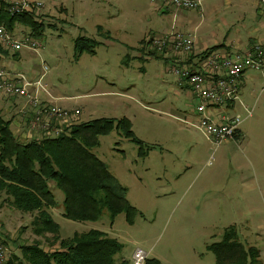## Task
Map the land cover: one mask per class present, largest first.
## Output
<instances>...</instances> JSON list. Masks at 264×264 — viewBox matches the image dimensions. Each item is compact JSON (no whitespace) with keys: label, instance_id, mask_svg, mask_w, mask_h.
I'll return each mask as SVG.
<instances>
[{"label":"rangeland","instance_id":"374dc122","mask_svg":"<svg viewBox=\"0 0 264 264\" xmlns=\"http://www.w3.org/2000/svg\"><path fill=\"white\" fill-rule=\"evenodd\" d=\"M50 1L58 2L44 0L47 5ZM61 1L67 10L57 5L53 14H42L45 24L50 25L46 24L40 36L32 37L38 49L23 46L9 54L12 59L20 55L18 70L25 78L37 80L42 66H47L41 82L47 86L48 100L32 85L22 97L0 90L7 99L19 101L9 110V101L2 103L1 99L0 115L9 120L13 134L26 141L51 135L63 122L43 114L54 120L45 128H41V122L31 127L35 95L40 105L79 109L73 123L125 116L133 135L143 141L144 154L138 155V144L116 130L101 135L92 151L126 187V197L135 207L132 221L126 219L125 212L111 219L106 210L96 221L71 220L62 215L59 206L50 209L60 226L59 235L67 237L89 229L104 231L122 244L115 255L116 264H121V259H125L123 264H132L136 248L163 264H213L209 243L219 240L223 230L234 225L243 242L259 249L264 264V79L239 81L243 107L233 111L223 105L221 109L230 115L237 111L246 132L241 139L215 146L200 129L181 121L192 119L197 98L178 84L179 76L171 71L175 65L172 60L159 54L172 50L170 43L162 51L152 44L153 38L166 36L157 30L166 22L162 2ZM222 2H201L205 16L200 35H210L205 27H214L228 14H224ZM194 12L198 20L200 12ZM22 29L26 34L19 30L14 37L24 41L29 29ZM107 34L111 37L106 38ZM80 35L99 42L95 53L78 55L74 40ZM54 194L61 203V191L56 189ZM3 197L0 194V244L6 259L11 260L9 264H18L15 256L20 255L22 244L39 242L46 249L57 247V243L45 240L50 234L41 236L32 231L35 212L19 211Z\"/></svg>","mask_w":264,"mask_h":264},{"label":"trees","instance_id":"16d2710c","mask_svg":"<svg viewBox=\"0 0 264 264\" xmlns=\"http://www.w3.org/2000/svg\"><path fill=\"white\" fill-rule=\"evenodd\" d=\"M46 24L42 14L34 10L11 13L6 0H0V26L10 34L17 25H21L29 29L28 37L35 39L43 33ZM105 36L111 37L109 34ZM98 43L84 35L74 40L78 55L95 53ZM7 53L8 49L0 42V54ZM149 53L154 55L157 51ZM203 54L200 52L196 56ZM175 65L179 66L178 63ZM9 124V120L0 115V194L4 196L3 201L15 209L35 212L31 220L32 231L41 236L50 234L45 240L52 245L57 243L53 249H46L39 242L22 244L19 246L20 255L15 256L17 263L116 264L115 255L122 249L116 238L99 229L61 237L60 226L50 209L62 206V215L76 221H96L104 210L111 219L125 212L126 219L132 221L135 207L126 197V187L92 151L99 144L101 135L116 130L138 144V155H143V141L133 135L130 120L125 116L98 117L73 123L58 134L42 135L27 141L18 139ZM56 189L62 193L61 203L55 197ZM208 249L214 255L213 264H262L259 249L243 242L234 225L226 227L219 240L209 243ZM121 260L123 264L125 259ZM6 263H11V260L7 259ZM143 264L163 263L155 257H147Z\"/></svg>","mask_w":264,"mask_h":264},{"label":"built area","instance_id":"2783aa9c","mask_svg":"<svg viewBox=\"0 0 264 264\" xmlns=\"http://www.w3.org/2000/svg\"><path fill=\"white\" fill-rule=\"evenodd\" d=\"M150 1H160L174 9H197L201 7L202 2V0ZM259 1L264 4V0ZM6 2L11 13L31 11L36 7L43 6L42 2L37 0H6ZM0 42L4 47L14 51L19 50L23 46H28L35 51L38 49V43L32 40V38L26 36L24 41L18 40L1 26ZM167 43H170L175 50L190 53L193 48L194 39L192 35L178 31L171 32L170 36L168 33L164 37H155L152 39L153 46H157L159 50ZM201 53H204L200 57L199 64L201 66L183 63L173 67L171 71L179 76V81L184 80L187 83L192 95L198 100L195 107V119H183L181 121L189 126L200 129L215 146H218L236 137L243 118L238 113H232L230 115L222 111H215V109L239 100L238 79L241 73L247 68L260 70L263 67L264 42L254 43L247 49L232 54L219 52L217 49H207ZM46 69L47 66L43 65L41 76L37 80H29L23 74L12 72L0 65V90H3L7 95L22 97L28 94V86L32 85L35 86V90H39L47 98V86L41 82V78ZM37 98L38 95L32 98L35 104H37L36 109L33 110L35 112V118L31 122V127H35L37 122H41V128H45L48 121L54 120L53 118L45 117L43 114H47L49 117L53 116L61 121L63 120L60 127L52 130L53 133L51 135L58 134L64 128L72 125L74 122L73 118L79 113V109L68 111L51 105H40ZM40 101L42 100L40 99ZM246 113L247 116L251 115L248 110ZM146 257L145 251L141 248H136L132 254V264H143ZM6 262V252L0 244V264H7Z\"/></svg>","mask_w":264,"mask_h":264},{"label":"crops","instance_id":"0c3cea01","mask_svg":"<svg viewBox=\"0 0 264 264\" xmlns=\"http://www.w3.org/2000/svg\"><path fill=\"white\" fill-rule=\"evenodd\" d=\"M39 1L43 3V6L34 8V12L51 15L54 13V9L57 5L63 7L64 10H67L66 4L61 0H58V2L50 1L48 5L45 4L44 0ZM222 3L225 5L224 14H226V11L228 12V14L224 15V17H222V22L215 24L214 27H205V31H209L210 33V35L206 36L204 34L200 35L198 32L199 27L204 20L202 17L203 15L205 16L202 5L200 8L196 9L200 12V16L198 20H196L194 12L195 9H174L168 5L163 4L162 10L163 12H165L163 17L166 18V22H162L157 26L159 35L162 33L168 34L169 32L173 31L184 32L192 35L195 43V49L189 55H185L183 53L179 54L174 52L173 50L167 49V52L164 53L163 58L171 59L174 64L178 63L180 65L186 62L191 65L201 66V64H199L201 56L199 57L196 55L209 49L210 47H213L214 45H221L217 47V50L219 52L232 54L234 53V51L239 52L247 49L254 43L264 42V4L260 3L259 0H223ZM208 6L209 5H206L205 8H207ZM237 23H239V25H237ZM19 30L24 32L22 26L17 25L12 34L15 35ZM24 34L26 33L24 32ZM26 36H29V32ZM212 41L213 44H210V42ZM10 50L7 55L0 54V65H2L3 67H8L7 69L12 72L23 74V72H20V70H18V64L21 59L20 55L16 59H12L9 54L15 51ZM7 64L8 66H6ZM27 77L30 80H34V78H31V76ZM241 79H247L246 81L251 82H258L259 80L264 79V65L258 71L249 68L245 69L238 79V85ZM181 82H184V80H178L179 85H182L190 91L188 85L185 83L181 84ZM192 97L194 96L192 95ZM0 100L2 101V103L3 100L5 102H7V100L9 101V106H7L9 110L14 109L19 104V101H17V99H7L3 94H0ZM243 105L244 104L239 99L238 102L236 101L235 103H231L225 106H228V108H232L234 111L238 106L243 107ZM215 111L223 112V109H221L220 106L219 108L215 109ZM195 116L196 113L194 114V116H192V119H195ZM244 132H246L245 128H241L240 124L238 133L234 139H241L244 136ZM260 260L263 261L262 258H260Z\"/></svg>","mask_w":264,"mask_h":264}]
</instances>
